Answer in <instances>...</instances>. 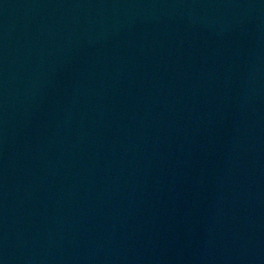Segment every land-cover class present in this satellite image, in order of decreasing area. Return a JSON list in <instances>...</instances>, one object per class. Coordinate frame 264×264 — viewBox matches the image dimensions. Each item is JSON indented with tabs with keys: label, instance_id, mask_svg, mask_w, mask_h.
I'll list each match as a JSON object with an SVG mask.
<instances>
[{
	"label": "water",
	"instance_id": "95a60500",
	"mask_svg": "<svg viewBox=\"0 0 264 264\" xmlns=\"http://www.w3.org/2000/svg\"><path fill=\"white\" fill-rule=\"evenodd\" d=\"M235 0H0V235Z\"/></svg>",
	"mask_w": 264,
	"mask_h": 264
}]
</instances>
